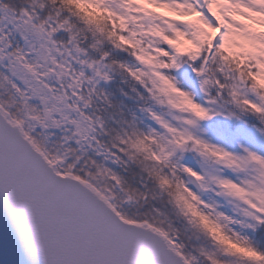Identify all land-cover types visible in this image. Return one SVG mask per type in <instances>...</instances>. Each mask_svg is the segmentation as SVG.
<instances>
[{
    "label": "snow or ice",
    "instance_id": "snow-or-ice-1",
    "mask_svg": "<svg viewBox=\"0 0 264 264\" xmlns=\"http://www.w3.org/2000/svg\"><path fill=\"white\" fill-rule=\"evenodd\" d=\"M0 264H264V0H0Z\"/></svg>",
    "mask_w": 264,
    "mask_h": 264
},
{
    "label": "water",
    "instance_id": "water-1",
    "mask_svg": "<svg viewBox=\"0 0 264 264\" xmlns=\"http://www.w3.org/2000/svg\"><path fill=\"white\" fill-rule=\"evenodd\" d=\"M7 237L14 242L17 253L19 256H23L22 251L19 248V243L16 241L15 233L11 228V224L8 221V217L2 207H0V261H5L7 257L4 254L5 244H4V237ZM27 264V262H25Z\"/></svg>",
    "mask_w": 264,
    "mask_h": 264
}]
</instances>
